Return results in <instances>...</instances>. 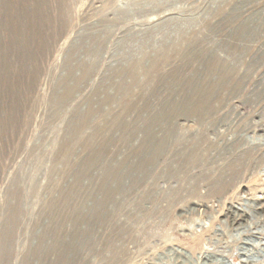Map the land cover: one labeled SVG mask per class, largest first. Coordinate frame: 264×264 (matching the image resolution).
I'll return each instance as SVG.
<instances>
[{"label": "rangeland", "instance_id": "obj_1", "mask_svg": "<svg viewBox=\"0 0 264 264\" xmlns=\"http://www.w3.org/2000/svg\"><path fill=\"white\" fill-rule=\"evenodd\" d=\"M0 264H264V0H0Z\"/></svg>", "mask_w": 264, "mask_h": 264}, {"label": "bare ground", "instance_id": "obj_2", "mask_svg": "<svg viewBox=\"0 0 264 264\" xmlns=\"http://www.w3.org/2000/svg\"><path fill=\"white\" fill-rule=\"evenodd\" d=\"M261 144V143H260Z\"/></svg>", "mask_w": 264, "mask_h": 264}]
</instances>
